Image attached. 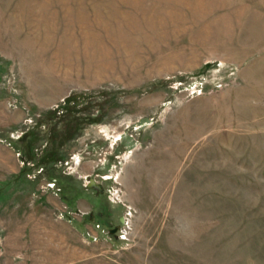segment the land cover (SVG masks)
<instances>
[{
	"label": "rangeland",
	"instance_id": "1",
	"mask_svg": "<svg viewBox=\"0 0 264 264\" xmlns=\"http://www.w3.org/2000/svg\"><path fill=\"white\" fill-rule=\"evenodd\" d=\"M0 264H264V0H0Z\"/></svg>",
	"mask_w": 264,
	"mask_h": 264
},
{
	"label": "water",
	"instance_id": "2",
	"mask_svg": "<svg viewBox=\"0 0 264 264\" xmlns=\"http://www.w3.org/2000/svg\"><path fill=\"white\" fill-rule=\"evenodd\" d=\"M86 186L88 188L95 189L98 193H103L104 190H105L104 187H103V185L101 183L96 182V180L95 179H92V178L89 179V181L87 182V185ZM124 220H125V218L120 217V222L121 223H124ZM110 231L113 234V233H115V232L118 231V228H114V229H112Z\"/></svg>",
	"mask_w": 264,
	"mask_h": 264
},
{
	"label": "built area",
	"instance_id": "3",
	"mask_svg": "<svg viewBox=\"0 0 264 264\" xmlns=\"http://www.w3.org/2000/svg\"><path fill=\"white\" fill-rule=\"evenodd\" d=\"M128 225H129V219L126 217V219L124 220V223L122 224V226L119 230V233H121L123 235L125 232H127L126 230L128 228Z\"/></svg>",
	"mask_w": 264,
	"mask_h": 264
},
{
	"label": "flooded vegetation",
	"instance_id": "4",
	"mask_svg": "<svg viewBox=\"0 0 264 264\" xmlns=\"http://www.w3.org/2000/svg\"><path fill=\"white\" fill-rule=\"evenodd\" d=\"M121 224H123V223H121L120 222V224L119 225H117L115 228H118V231L117 232H115V233H113L114 235H118V233H119V230H120V228H121ZM112 229H114V228H111L110 230H112ZM109 230V231H110ZM111 232V231H110Z\"/></svg>",
	"mask_w": 264,
	"mask_h": 264
}]
</instances>
